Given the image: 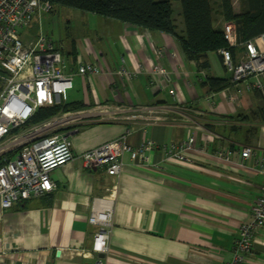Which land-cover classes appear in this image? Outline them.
Returning <instances> with one entry per match:
<instances>
[{"label":"crops","instance_id":"0c3cea01","mask_svg":"<svg viewBox=\"0 0 264 264\" xmlns=\"http://www.w3.org/2000/svg\"><path fill=\"white\" fill-rule=\"evenodd\" d=\"M91 14L84 16L87 31L69 47L53 40L66 59L67 72L73 75L66 101L83 106L116 100L163 106L168 119L149 124L91 121L82 125L71 135L78 156L51 172L56 184L53 191L9 208L0 205V251L18 253L19 260L29 259V264L39 259L45 264H93L99 258L104 264L231 261L240 224L251 219L253 202L264 192V172L259 167L264 159L261 95L244 91L232 101L222 91L214 94L212 105L202 82L206 75L226 74L217 52L223 69L220 75L211 69L200 71L171 34ZM220 25L222 18L217 15L215 26ZM179 29H184L183 22ZM30 35L34 36L28 28ZM153 48L162 52L169 79L153 74L151 65L158 60ZM91 63L98 64L102 73L90 77L78 73L80 64ZM119 68L132 76L119 74ZM239 114L249 120L228 117ZM228 129L236 135L228 136ZM195 130L198 147L207 152H190L185 161L165 160L161 149L155 148L149 153L152 165H139L126 153L123 171L112 176L104 169L86 167L81 158L83 152L124 133L133 145L143 135L160 145L178 143ZM242 131L243 137L239 136ZM226 146L232 151L231 163L215 155ZM243 147L252 150L248 158L240 154ZM114 183H118V193L110 250L103 254L92 248L99 226L89 217L95 197L107 194ZM255 238L245 264H264V227Z\"/></svg>","mask_w":264,"mask_h":264},{"label":"built area","instance_id":"2783aa9c","mask_svg":"<svg viewBox=\"0 0 264 264\" xmlns=\"http://www.w3.org/2000/svg\"><path fill=\"white\" fill-rule=\"evenodd\" d=\"M49 0H0V205L9 208L15 203L53 191L56 184L51 172L76 159L71 135L91 121H132L157 123L166 121L163 106L128 105L119 101L96 102L79 109L63 111L39 122H30L40 107L54 105L68 98L73 87V75L67 72V62L53 40L43 33L28 34V28L43 11H50ZM223 29L229 47L218 54L226 71L231 74V86L226 90L229 99L237 101L244 91L259 92L264 102V33L242 41L233 22H224ZM230 47H238L234 57ZM154 49L157 62L151 65L155 76L164 75L163 55ZM78 73L90 77L102 73L96 63L80 64ZM128 78L132 73L119 68ZM175 93V90L172 89ZM215 93L207 99L213 101ZM129 132V131H128ZM127 133L100 144L81 154L86 167L101 168L108 175L118 176L123 171L124 156L139 165H152L149 153L159 148L163 158L170 161L189 160L193 151L207 152L198 147V131L188 134L178 143L157 144L143 135L137 145L127 141ZM252 153L250 147L240 149L242 158ZM232 151L226 146L215 155L226 163L232 162ZM259 167L264 172V159ZM118 183L107 189V194L95 197L89 221L99 226L94 235L93 250L109 253L114 204ZM252 217L240 224L234 241V256L225 264H245L252 254L256 232L264 227V192L252 205ZM20 253V252H19ZM10 251H0V264H29ZM37 264H45L42 259ZM93 264H104L99 258Z\"/></svg>","mask_w":264,"mask_h":264},{"label":"trees","instance_id":"16d2710c","mask_svg":"<svg viewBox=\"0 0 264 264\" xmlns=\"http://www.w3.org/2000/svg\"><path fill=\"white\" fill-rule=\"evenodd\" d=\"M179 1L182 8L183 30L179 29L173 16L171 0H49L50 10L54 5L69 6L128 22L150 31L171 34L179 42L186 58L196 61L200 71H207L211 67L209 52L218 53L220 48L229 47L223 25L215 26L217 15L221 16L223 24L228 21L234 23L242 41L264 33V0H239V11L235 10L233 0ZM230 48L236 57L239 48ZM202 85L207 88L208 93H220L231 86V74L226 71L224 76L206 75ZM82 107L84 106L66 100L40 107L30 122H39L63 111ZM261 112L264 120V107ZM228 117L249 120L244 114Z\"/></svg>","mask_w":264,"mask_h":264},{"label":"rangeland","instance_id":"374dc122","mask_svg":"<svg viewBox=\"0 0 264 264\" xmlns=\"http://www.w3.org/2000/svg\"><path fill=\"white\" fill-rule=\"evenodd\" d=\"M171 2L176 23L182 27L181 3L179 0H171ZM233 5L235 10L239 11V0H233ZM86 15L94 14L69 6L54 5L50 11H43L40 20L37 19L31 23L30 30L33 32V35L39 31V33H43L52 40H59L67 48L76 36H81V34L87 31V23L84 17ZM208 58L211 63L210 69L217 75L223 74L217 53L209 52ZM226 134L234 136L235 133L228 129ZM239 136H245V131L240 132Z\"/></svg>","mask_w":264,"mask_h":264},{"label":"water","instance_id":"95a60500","mask_svg":"<svg viewBox=\"0 0 264 264\" xmlns=\"http://www.w3.org/2000/svg\"><path fill=\"white\" fill-rule=\"evenodd\" d=\"M100 256H102V257H103L104 255H103V254H101Z\"/></svg>","mask_w":264,"mask_h":264}]
</instances>
